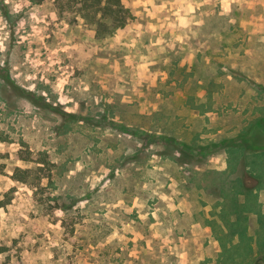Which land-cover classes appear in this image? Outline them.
<instances>
[{
	"label": "rangeland",
	"instance_id": "1",
	"mask_svg": "<svg viewBox=\"0 0 264 264\" xmlns=\"http://www.w3.org/2000/svg\"><path fill=\"white\" fill-rule=\"evenodd\" d=\"M121 2L108 37L0 0V71L37 102L0 99V264H223L203 216L217 170L264 174V0Z\"/></svg>",
	"mask_w": 264,
	"mask_h": 264
},
{
	"label": "crops",
	"instance_id": "2",
	"mask_svg": "<svg viewBox=\"0 0 264 264\" xmlns=\"http://www.w3.org/2000/svg\"><path fill=\"white\" fill-rule=\"evenodd\" d=\"M230 148L234 150L238 146ZM244 153L247 158L262 156L260 163H263L264 150ZM217 171L220 178L216 180L220 183L215 186L216 200L209 204L203 216L208 227L206 230L212 235L213 245L218 246L215 251L220 252L216 257H221L223 264L242 261L239 251L236 255L226 251L231 246L240 245L246 238L249 249L244 251V256L248 257V264H252V261L264 258V244L256 238L258 233L264 236V174L253 170L248 162H232ZM241 264H246V261Z\"/></svg>",
	"mask_w": 264,
	"mask_h": 264
},
{
	"label": "trees",
	"instance_id": "3",
	"mask_svg": "<svg viewBox=\"0 0 264 264\" xmlns=\"http://www.w3.org/2000/svg\"><path fill=\"white\" fill-rule=\"evenodd\" d=\"M53 1L57 4L61 0ZM121 1L122 0H67L70 9H72L74 5H79L75 9L80 17H88L90 24L95 27L96 32H99L98 26H100V30L105 31V33L108 34V37L111 36L118 28L123 27L126 23V10H124ZM60 7L63 9L62 5ZM107 17H109V19ZM7 87L11 88L20 97L29 100L34 105H37V102L31 97L32 93L30 91L18 86L10 78V76L7 74L5 75L0 71V99L5 100L6 104L7 100L3 95L6 92ZM42 160L44 161V159ZM37 161L36 163H42ZM25 173L26 171L19 170L15 176L16 180L21 181L26 179L29 174L25 175Z\"/></svg>",
	"mask_w": 264,
	"mask_h": 264
}]
</instances>
